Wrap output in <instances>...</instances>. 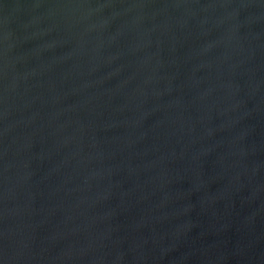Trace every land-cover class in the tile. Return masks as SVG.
I'll return each instance as SVG.
<instances>
[{
	"label": "water",
	"instance_id": "water-1",
	"mask_svg": "<svg viewBox=\"0 0 264 264\" xmlns=\"http://www.w3.org/2000/svg\"><path fill=\"white\" fill-rule=\"evenodd\" d=\"M0 264H264V0H0Z\"/></svg>",
	"mask_w": 264,
	"mask_h": 264
}]
</instances>
